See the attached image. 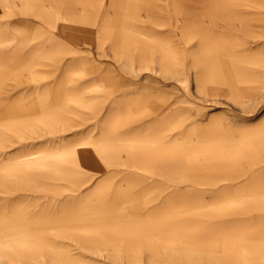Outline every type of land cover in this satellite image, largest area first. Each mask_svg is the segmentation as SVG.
<instances>
[{
    "label": "bare ground",
    "instance_id": "obj_1",
    "mask_svg": "<svg viewBox=\"0 0 264 264\" xmlns=\"http://www.w3.org/2000/svg\"><path fill=\"white\" fill-rule=\"evenodd\" d=\"M199 2L200 0L195 2L175 0L172 1V11L197 13L198 16H203L204 9ZM90 3V0H0V26L4 21L7 23L9 21L8 14H2L7 9L17 7L21 12L41 16L44 9L50 8L43 17L47 27L58 30V34L63 36L70 33L77 34L86 26H80L76 10H82L87 15L86 13L91 10ZM117 4L115 1L114 6H118ZM121 8L128 16H131L145 11V4L143 0H127ZM122 23L124 26L120 33L132 35L138 40L135 42L140 49L136 65L130 67V70L139 73L151 70L152 67L147 64L146 52L158 40L147 31L132 27L129 17ZM193 25L197 24L186 17L179 33L184 36ZM28 32L27 25L21 29L14 28L12 38L23 42L27 40ZM44 39L33 42V45L41 46ZM139 40L144 43L141 45ZM218 41L217 55L210 62L209 59H203L205 61L197 65L198 71L193 73L196 89L207 95H216L220 91L227 102L240 110H245L263 89L264 79L256 73L249 72L241 64L240 51L243 49L248 52L247 54L251 52L245 46L243 47L244 43L238 33L227 32L222 34V37L220 34ZM62 46V41L57 39L51 41L48 49L39 52L37 57L23 58L20 56V51H12L0 41V92H5L3 87L9 81L14 79L23 81V78H28L26 87L29 91L25 90L24 85L19 89L21 92L14 102L9 101L3 104L0 101V127L12 130L21 140L25 139L24 131L28 123L23 120L18 121V118H15L18 114L12 107L15 106L19 110L26 109L36 114L47 132L54 134L52 126L59 120L64 129L71 127L67 120L60 118V109L57 105L59 97L62 96L64 99L85 106L82 96L64 91L61 83L74 71L76 58L66 65H61L55 57H48V59L42 55V52L55 54L56 50ZM236 51L238 53H235ZM161 54L159 74L166 79L184 83V80L180 79L181 67L177 64L179 58L176 50L167 48ZM45 58L48 62L44 63L42 59ZM184 67L182 66V69ZM154 83L155 89L163 92L160 90L158 81ZM170 87L169 94L177 91L174 82L170 83ZM150 88L152 87L147 84L143 86L144 90ZM144 100V96L128 97L121 110L114 108L107 112L97 139L84 136L69 141L60 140L49 149L40 145L42 143L40 139L38 142L40 144H35L36 146L31 144L30 150L26 152L5 150L7 135L0 128V264H47V262L75 264L74 258L69 253L70 250H62L56 244L63 241L67 242L68 246H74L80 238L87 236L95 237V241L100 244V247L90 248V252L101 254L103 250L107 251L112 246L117 249L120 256L118 242L121 241L127 247L124 255L128 264H141L139 247L145 243L144 236L148 231L144 232L145 234L136 233L131 226L117 227L109 234L104 231L105 221L118 219L117 213L109 212L111 186L108 178L102 177L97 187L98 191L92 192L93 195H87L79 201L63 198L60 196L62 193L54 191L53 187H57L62 179L81 185L86 181V178L80 176L82 169L88 173V178L105 172L102 158L109 155L106 150L114 147L117 148L113 149L112 154L119 158L120 164L133 165L145 171L165 170L159 167L156 160L161 152V148H157V145L163 142L160 133L139 127L130 121L134 109L142 108ZM184 100L182 99L183 102ZM176 119H173L175 124H179V118L176 117ZM247 120L257 122L239 125L234 130L238 135L236 142L233 144L228 142L226 146H222L217 140L218 136L212 137L211 134L214 136L219 132L218 125L212 124L210 127L212 130L204 138L207 142L205 147L213 146L216 149L212 154H201V147L196 145L197 141H187V145L183 147L165 148L164 151L172 159L173 165L165 171L177 173L182 179L193 178L190 174L198 176L201 173L208 174L206 177H213L223 172L241 173L264 162V107ZM121 126H123V132L119 133L118 128ZM197 128L196 122L190 121L188 127L182 131L184 139L196 137ZM33 132L38 134L36 137L42 135L38 128L33 129ZM115 141L118 143L114 145ZM240 145L245 146L244 150L239 149ZM217 146L220 147L217 148ZM60 155L65 162L58 161ZM259 183L261 184H257L251 193H247L248 198L232 199L233 201L229 203L264 204V178ZM244 184V182L241 183L240 187ZM241 195L240 192H236L231 198ZM186 204V202H180L168 213L179 214L186 211L188 208ZM178 217L176 220L180 221L177 223H174L175 219L170 216L163 217L164 222L161 221L162 218H157L155 226L150 228L154 237L162 233L172 246L175 242L172 238L173 233L185 234L188 230L191 232L190 241L183 245L181 251L177 253L178 256L173 251L168 252L166 257L168 264H198L200 253L207 255L214 253L212 261L215 264H258L261 260L264 261V226L251 229L246 232L247 235H244V225L231 223L229 227L221 226L219 229L214 227L205 236L201 233L202 228L199 223L204 217L202 211L195 209L190 215ZM221 234L228 235L222 238L219 237ZM47 235L58 237L59 240L57 238L48 241ZM246 238L248 240H245ZM254 242H257V245H253ZM153 253L148 264H165L159 250H154ZM47 256H49L48 259Z\"/></svg>",
    "mask_w": 264,
    "mask_h": 264
},
{
    "label": "rangeland",
    "instance_id": "obj_2",
    "mask_svg": "<svg viewBox=\"0 0 264 264\" xmlns=\"http://www.w3.org/2000/svg\"><path fill=\"white\" fill-rule=\"evenodd\" d=\"M90 1L91 10L86 13L87 15L82 10H76L80 26L86 27L77 34L70 33L67 36L59 35L58 30L47 27L43 22L44 13L50 8L44 9L41 16L21 12L17 7L2 13L8 14L9 21L8 23L4 21L0 26V41L12 51H20V56L23 58L37 57L39 52L48 49L51 41L57 39L62 41L63 46L58 48L55 54L42 52V55L47 58L55 57L61 65H66L76 58L74 71L63 79L62 88L70 94L82 96L85 101V106H82L62 96L58 98L60 118L67 120L71 127L64 129L59 120L52 126L54 134L47 132L36 114L26 109L19 110L15 106L12 107L18 114L15 118H18V121H26L28 127L24 131V140L12 130L0 127L7 135L5 150L26 152L30 150L31 144L34 146L40 144L38 143L40 139L42 140L40 145L46 149L58 144L60 140L69 141L84 136L97 139L107 112L114 108L121 110L126 104V98L135 95L144 96L145 100L142 108L134 109L130 121L139 127L160 133L163 142L157 145V148H161V152L156 160L159 167L165 170L173 166L172 159L164 151L165 148L183 147L187 145V141H197L196 145L201 147V154H212L216 149L213 146L205 147L207 142L204 140L212 130L210 128L212 124H217L219 127L217 135L211 134L212 137L218 136L217 140L222 146H226L228 142L232 144L236 142L238 135L234 130L239 125L257 122L248 121L247 118L264 107V87L248 108L240 110L227 102L220 91L216 95L197 91L193 73L198 71V64H202L206 59L210 62L217 55L219 35L221 34L222 37V34L234 32L241 36L243 47L251 52L247 54L248 52L240 48L242 49L241 64L249 72L256 73L264 79V0H200L199 4L204 9L203 16H198L197 13H174L172 1L175 0H143L145 11L131 16L121 8L127 0ZM115 1L118 6H114ZM128 17L131 19L132 27L147 31L158 40L146 52L147 64L152 67L151 70L140 73L130 70V67L136 65L140 49L136 45L138 40L132 35L120 33L124 26L122 21ZM186 17L197 25L191 26L182 36L179 29L182 28ZM25 25L29 26L27 40L22 42L13 39V29H21ZM43 38L45 39L41 46L33 45V42ZM14 40L18 41L14 42ZM143 43L141 41V45ZM167 48L174 49L178 53L177 64L181 67L180 79H183L184 83L166 79L158 72L161 66L159 58ZM51 59L53 61V58ZM42 60L44 63L48 62L46 58ZM191 63L195 68L190 67ZM182 66H185L184 69ZM60 69L62 71V68ZM125 81L128 83H124ZM155 81H158L163 92L155 89ZM171 82L177 86V91L173 94H169ZM27 84L26 77L23 81L15 79L9 81L3 87L5 92H0L1 103L14 102L21 92L19 89L24 85L26 87ZM145 84L152 88L144 90ZM262 84L264 85V80ZM25 90L29 91V88L26 87ZM182 99L186 101L183 102ZM176 117L179 118V124H175ZM190 121L196 122L198 135L185 140L182 131L188 127ZM35 128L42 133L41 137H36L38 134L33 132ZM118 132H123V126L118 128ZM117 143L115 141L114 145ZM244 147L240 145L239 149L244 150ZM116 148L106 150L109 155L102 158L105 172L88 178V173L82 169L80 176L86 178V181L81 185L62 179L53 189L61 192L60 196L63 198L79 201L98 191L97 187L102 177L108 178L111 186L109 212L117 213L118 219L105 221L104 231L109 234L113 229L122 226H131L136 233L148 231L144 236L145 243L139 247L141 264L149 263L154 250H159L164 263L168 264L166 260L168 252L173 251L177 255L183 245L191 239L189 230L185 231V234L173 233L174 246L162 233L154 237L150 228L155 226L157 218H162L161 221L164 222L163 217L170 216L175 219L174 223H177L180 221L176 220L178 216H187L195 209L200 210L204 213V217L199 223L202 228L201 233L205 236L212 228L229 227L231 223L244 225V235H247L246 232L251 229L264 226V204L229 203L235 199L248 198L247 193H251L257 184H261L259 182L264 178V162L241 173L223 172L213 177H206L208 174L202 173L198 176L190 174L193 178L182 179L179 174L172 171L155 169L145 171L133 165L120 164L119 158L112 154ZM58 161L65 162V159L60 155ZM243 182L244 186L240 187ZM236 192L242 195L231 198ZM180 202L187 203V210L179 214L177 212L169 214L172 207ZM227 235L221 234L219 237L225 238ZM57 238L47 235L48 241ZM94 238L93 236L80 238L74 246H68L67 242L61 241L56 246L62 250H70L69 253L74 258L75 264H128L124 255L127 247L121 241H117L121 251L120 256L117 249L112 246L107 251L103 250L101 254H97L90 252V248L100 247L99 242ZM253 245H257V242ZM64 253L67 255L65 251ZM212 255L214 253L209 255L200 253L198 264H215ZM258 264H264V261L261 260Z\"/></svg>",
    "mask_w": 264,
    "mask_h": 264
}]
</instances>
